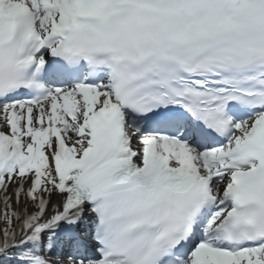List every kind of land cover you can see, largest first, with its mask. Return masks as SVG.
Returning a JSON list of instances; mask_svg holds the SVG:
<instances>
[{
    "label": "snow or ice",
    "instance_id": "snow-or-ice-1",
    "mask_svg": "<svg viewBox=\"0 0 264 264\" xmlns=\"http://www.w3.org/2000/svg\"><path fill=\"white\" fill-rule=\"evenodd\" d=\"M0 264H264V0H0Z\"/></svg>",
    "mask_w": 264,
    "mask_h": 264
}]
</instances>
